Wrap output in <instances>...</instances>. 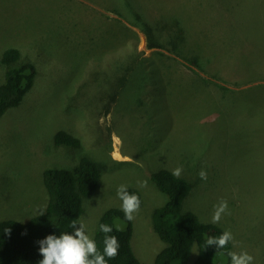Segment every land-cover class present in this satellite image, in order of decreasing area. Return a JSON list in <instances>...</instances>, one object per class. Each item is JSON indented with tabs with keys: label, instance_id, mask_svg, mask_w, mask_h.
<instances>
[{
	"label": "rangeland",
	"instance_id": "374dc122",
	"mask_svg": "<svg viewBox=\"0 0 264 264\" xmlns=\"http://www.w3.org/2000/svg\"><path fill=\"white\" fill-rule=\"evenodd\" d=\"M137 14L163 48L147 47ZM170 38L184 40L183 56L170 52ZM9 47L36 76L0 117V220L41 213L44 170L72 169L86 153L100 180L77 221L93 238L100 214L121 208L117 187L136 188L142 201L131 246L153 264L164 244L151 216L167 197L149 176L180 167L192 184L183 210L213 223L214 205L227 200L230 214L214 224L232 232L230 251L264 264V106L255 103L264 102V0H0V57ZM120 76V94L99 106ZM72 94L78 105L66 106ZM61 129L80 138L81 151L54 145Z\"/></svg>",
	"mask_w": 264,
	"mask_h": 264
},
{
	"label": "trees",
	"instance_id": "16d2710c",
	"mask_svg": "<svg viewBox=\"0 0 264 264\" xmlns=\"http://www.w3.org/2000/svg\"><path fill=\"white\" fill-rule=\"evenodd\" d=\"M134 21L137 24L140 23L144 30L148 48H163L158 34L154 32L150 24L146 25L141 14H137ZM168 36H170L169 33ZM170 41L173 45V48H168L170 52L183 56V52L178 50V44L183 43L184 40L178 42L170 38ZM21 59V52L15 47L5 49L0 57V65L4 70L3 79L0 82V117L8 109L18 106L33 86L36 68L30 61H21ZM189 63L197 66L199 60H191ZM128 72L129 67L125 69V75ZM142 76L149 77L147 70ZM123 78L120 76L118 82L115 81L116 84L112 87L113 92L100 96L96 100L99 106H103L101 101L106 97L113 98L116 92L120 94ZM262 99L259 96L255 102L256 105L263 107ZM65 101L66 106L69 107L78 105L76 94H72ZM79 102H81V96H79ZM104 102H111V100ZM53 143L55 146L74 147L80 151L82 148V142L78 136L62 129L55 131ZM149 177L167 197L165 204L155 208L151 216L152 227L164 244L155 254L153 264H218V253L226 256L223 264H230L227 253L230 251L231 241L224 249H216L214 245L204 246L208 236H218L223 230L217 224L200 221L194 212L183 210L182 205L191 190V182L184 177L174 176L167 168L152 171ZM42 179L48 195L43 214L39 213L22 221L0 220V264H38V261L42 259L38 250L39 240L49 234L70 233L72 230L70 225L74 220L77 221L84 210V200L98 187L100 166L86 153H81L77 164L72 169L47 168L44 170ZM128 191L138 194L142 201L136 188L128 187ZM101 223L113 228V232L108 235H115L120 243L118 255L108 260V264H143L136 257L131 246L133 223L125 219L120 207L111 206L99 216L98 228L93 239L98 248L103 251V240L106 234L99 230ZM118 228L123 230L118 231ZM193 254H195L194 257H192Z\"/></svg>",
	"mask_w": 264,
	"mask_h": 264
},
{
	"label": "clouds",
	"instance_id": "9594fccd",
	"mask_svg": "<svg viewBox=\"0 0 264 264\" xmlns=\"http://www.w3.org/2000/svg\"><path fill=\"white\" fill-rule=\"evenodd\" d=\"M182 172L180 167L173 169L172 174L179 177ZM201 180H207V172L204 169L197 173ZM140 187H145L146 181H138ZM116 194L121 201V210L128 221L134 219V214L139 212L141 200L138 194L130 193L128 185L121 184L117 187ZM43 214V210L41 211ZM225 214H230L228 202L220 199L214 205L211 217L213 223H219ZM77 225H79L77 227ZM70 227L73 229L71 234L62 232L59 235L49 234L38 241L39 253L42 259L38 264H108V260L114 259L119 252L120 243L115 235H108L113 232V228L101 223L99 230L105 233L103 240V251H101L95 239L86 233V227L82 222L73 221ZM118 231L123 229L118 228ZM8 231V230H7ZM234 240L232 232L224 230L218 236H208L204 246H215L216 249H224L230 241ZM230 264H253L254 257L242 250L241 252L229 251ZM107 257V259H106Z\"/></svg>",
	"mask_w": 264,
	"mask_h": 264
},
{
	"label": "bare ground",
	"instance_id": "6f19581e",
	"mask_svg": "<svg viewBox=\"0 0 264 264\" xmlns=\"http://www.w3.org/2000/svg\"><path fill=\"white\" fill-rule=\"evenodd\" d=\"M195 186V185H194ZM179 211V210H178Z\"/></svg>",
	"mask_w": 264,
	"mask_h": 264
}]
</instances>
